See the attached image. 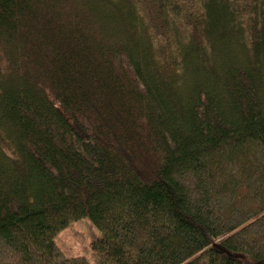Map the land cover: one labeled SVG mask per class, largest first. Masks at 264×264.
Here are the masks:
<instances>
[{
  "label": "trees",
  "instance_id": "1",
  "mask_svg": "<svg viewBox=\"0 0 264 264\" xmlns=\"http://www.w3.org/2000/svg\"><path fill=\"white\" fill-rule=\"evenodd\" d=\"M0 264H264V0H0Z\"/></svg>",
  "mask_w": 264,
  "mask_h": 264
},
{
  "label": "rangeland",
  "instance_id": "2",
  "mask_svg": "<svg viewBox=\"0 0 264 264\" xmlns=\"http://www.w3.org/2000/svg\"><path fill=\"white\" fill-rule=\"evenodd\" d=\"M228 171L230 170L228 169ZM247 200H251L250 196ZM222 205L221 209H224L226 205L224 203ZM99 235V231L90 220L83 219L74 222L67 230L63 231L58 237V244L69 256H82L88 259L89 262L95 263L97 255L92 250L91 244Z\"/></svg>",
  "mask_w": 264,
  "mask_h": 264
}]
</instances>
